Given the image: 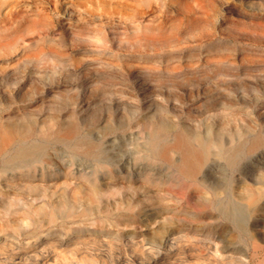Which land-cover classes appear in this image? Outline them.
Segmentation results:
<instances>
[{"label": "rangeland", "instance_id": "obj_1", "mask_svg": "<svg viewBox=\"0 0 264 264\" xmlns=\"http://www.w3.org/2000/svg\"><path fill=\"white\" fill-rule=\"evenodd\" d=\"M73 118L92 153L40 133ZM10 124L44 146L0 174V264H241L264 245V190L249 204L240 188L264 145L235 167L227 152L264 136V0H0ZM153 129L165 144L211 137L194 177L177 149L153 154ZM228 199L260 224L240 234L210 210L237 243L223 259L197 213Z\"/></svg>", "mask_w": 264, "mask_h": 264}, {"label": "bare ground", "instance_id": "obj_2", "mask_svg": "<svg viewBox=\"0 0 264 264\" xmlns=\"http://www.w3.org/2000/svg\"><path fill=\"white\" fill-rule=\"evenodd\" d=\"M51 120L53 121V117H47L43 120V122L49 123ZM56 122L58 123L59 121L57 120ZM63 126L64 127L61 125L57 126L56 128L51 127L48 130L49 127H45L43 124L40 127V133L43 137L46 135L54 140L73 142L74 145L80 147L86 154L92 153L93 144L88 141L83 133H81V128H79V124L77 123L76 119H69ZM33 132V124H29L24 129H19L15 124L0 126V174L3 173L6 168L19 165L26 161L29 162L39 155L44 145L41 143L28 141V138L32 136ZM156 133L157 132H155L154 129L151 132V150L153 154L164 157L170 161L171 158L169 156V149H177L180 154L178 161L179 170L191 178L194 177L206 157L209 146L213 142L211 137L200 139L198 146H193L191 137H189L188 134L180 133L174 137L172 142L165 144L163 143L164 140ZM263 145L264 136H262L260 133L253 135V137L247 141H242L239 144H236V146L231 147L227 152L229 164L231 167H233L238 157L252 153ZM252 181V183H249L248 181L242 182V184L240 183V188L246 191L264 190V166L254 169L252 173ZM130 185H132V183ZM261 194L262 192L260 191L255 194L253 192L247 191L246 195L249 204L255 203L256 198ZM256 208L258 207L256 206ZM203 210H200L197 213V217L208 218L207 221L210 222L208 223L210 226L209 230L212 231L210 238L211 243L214 246L215 256L217 258L224 259L230 257V254H233V252L236 254L235 249L237 247V243L227 239L226 225H216L211 222L214 214L210 210L217 211V213L225 220H229L234 223L235 228L240 232V234H246V232L249 230V226L260 224L258 221L259 218L252 217L251 214L249 215V210H247V208L241 204V202H235L230 199L222 203L219 201L214 202V204H212V208L207 211L205 209ZM87 211L88 209L85 213H87ZM262 226L264 227V223ZM172 238L175 237L172 236ZM166 244L170 247L172 246L171 241L168 239ZM251 247V252H247L245 249L240 251L241 255H238L240 257L238 260H241V264H264V245L254 242Z\"/></svg>", "mask_w": 264, "mask_h": 264}]
</instances>
